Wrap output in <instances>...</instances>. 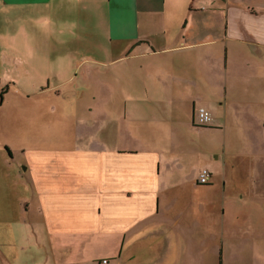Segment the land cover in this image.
I'll list each match as a JSON object with an SVG mask.
<instances>
[{"label": "crops", "instance_id": "0c3cea01", "mask_svg": "<svg viewBox=\"0 0 264 264\" xmlns=\"http://www.w3.org/2000/svg\"><path fill=\"white\" fill-rule=\"evenodd\" d=\"M14 5L18 25L49 12L80 28L43 33L59 71L40 91L71 108L95 90L98 107L89 140L0 137L20 157L17 175L0 166V225L35 204L48 243L33 264H199L203 250L264 264V0H0L1 20ZM87 38L91 55L73 47Z\"/></svg>", "mask_w": 264, "mask_h": 264}, {"label": "rangeland", "instance_id": "374dc122", "mask_svg": "<svg viewBox=\"0 0 264 264\" xmlns=\"http://www.w3.org/2000/svg\"><path fill=\"white\" fill-rule=\"evenodd\" d=\"M20 13L21 11L14 5L8 15L0 19V93L9 90L0 108V137L10 140L24 133L31 140L33 134L44 133L41 135L50 138L47 142L50 144L55 142L53 145L57 146L69 145L70 143L63 140V136L70 133L72 138L82 136L89 140L95 136V128L87 121L92 117L96 118L98 114L95 90H86L80 98L73 99L71 102L74 106L71 108L55 95L54 90L40 91L48 85L53 87L55 77L58 78V75L50 71L48 63L55 64L56 71H59V59H46L49 53L41 49L45 43L43 33L48 32L51 37L62 39L68 38L70 31L76 29L79 32L80 28L67 26L64 15L61 25L54 14L49 12H45L44 19L40 20L42 29L33 22L21 26L18 24H21L22 20L17 19ZM84 29L85 27L83 31ZM92 30L95 31V28L92 27L90 31ZM46 36L49 38L48 35ZM91 43V40L87 38L83 44L78 43L77 46L73 44V47L77 52L88 50L87 53L91 55L94 50ZM73 85H76L75 81ZM26 94L30 95L29 100L24 99ZM52 105L58 109L56 116L52 114L54 112ZM89 105H92L89 107L92 111L88 110ZM54 135L56 138L53 137ZM1 161L6 165L0 163V166L9 168L13 173L18 174L20 157L17 153L15 160H10L7 150L0 146ZM0 169L4 173V170ZM34 205L30 204L29 212H23L22 218L14 220L12 224L0 225V251L7 254L13 264H33L35 262L34 252L37 251L38 256L40 253L38 249L41 245L48 243V234L35 216ZM7 217L5 221L9 223L11 218ZM28 223L33 224L40 240L32 234V227L26 228L25 224L28 225ZM43 259L41 257L38 260L43 261ZM242 260V255L231 258L232 264H241ZM222 262L221 251L216 257L209 251L203 250L199 264H222Z\"/></svg>", "mask_w": 264, "mask_h": 264}, {"label": "built area", "instance_id": "2783aa9c", "mask_svg": "<svg viewBox=\"0 0 264 264\" xmlns=\"http://www.w3.org/2000/svg\"><path fill=\"white\" fill-rule=\"evenodd\" d=\"M213 123L211 112L205 107H199L196 112V124L199 127H208ZM211 174L208 170H203L198 176V183L206 185L209 183ZM102 264H108V260H104Z\"/></svg>", "mask_w": 264, "mask_h": 264}, {"label": "trees", "instance_id": "16d2710c", "mask_svg": "<svg viewBox=\"0 0 264 264\" xmlns=\"http://www.w3.org/2000/svg\"><path fill=\"white\" fill-rule=\"evenodd\" d=\"M7 93V90H4L0 93V106L2 105V102H3V96ZM6 150L9 152V155L11 156L12 153L11 151L6 147Z\"/></svg>", "mask_w": 264, "mask_h": 264}]
</instances>
